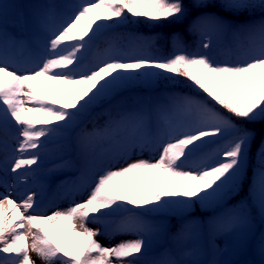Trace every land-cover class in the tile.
Segmentation results:
<instances>
[{"label":"snow or ice","instance_id":"snow-or-ice-1","mask_svg":"<svg viewBox=\"0 0 264 264\" xmlns=\"http://www.w3.org/2000/svg\"><path fill=\"white\" fill-rule=\"evenodd\" d=\"M72 7L58 24L54 4L45 5L31 17L20 13L11 22V33L0 11V132L6 135L9 124L18 129L16 156L5 171L24 175L19 170L38 164L39 149L51 136L71 127L92 105L141 77L186 78L206 94V99L181 98L185 111L195 108L199 112V119L191 124L172 126L170 110L158 109L168 130L166 142L161 139L157 144L160 153L154 162L139 159L123 167H106L99 175L85 163L79 188L91 190L81 202L44 215L36 214V192L19 202L10 191L0 193V264H36L31 252L43 264H225L215 258L182 260L171 255L143 261L153 234H167L169 227L145 217L162 213L172 204L187 210L196 203L207 205L222 199L245 173L254 147L258 160L253 172L255 190L258 210L264 216V0H81ZM192 13L190 27L207 37L203 49H211L213 36H223L241 54L224 62L207 54L179 53L164 60H127L120 54H106L91 67L82 66L84 54L111 26L107 22H122L131 16L162 25L180 22ZM39 34H43L42 49L33 47ZM9 49L27 54L31 66L26 68L10 58ZM34 81L46 85L49 92H42ZM207 98L223 111L210 107ZM149 120L147 113L137 114L126 143L111 154L109 164L119 163L135 148H145L143 137L148 135ZM256 125H260L259 131ZM112 131L109 125L83 133L85 156L93 151L90 137L104 139ZM210 144L217 146L205 153ZM193 157L198 162L189 164ZM70 163L56 167L62 169ZM120 212L128 215L119 221L107 219ZM241 222L238 214L226 213L213 221L209 230L227 234ZM89 223L103 224L104 229L90 228ZM197 230L194 221H186L172 236L187 240ZM126 234L136 238L109 246L95 238ZM195 251L185 255L192 256ZM257 251L259 261L248 264H264V233Z\"/></svg>","mask_w":264,"mask_h":264},{"label":"rangeland","instance_id":"rangeland-1","mask_svg":"<svg viewBox=\"0 0 264 264\" xmlns=\"http://www.w3.org/2000/svg\"><path fill=\"white\" fill-rule=\"evenodd\" d=\"M80 2L81 0H0V11H2L3 13V19L5 25L9 30V28L11 27V22L20 13H24L26 16L31 17L33 14L44 10L45 5L48 4L55 5V11L57 14L55 23L58 24L64 17H66L73 11L72 6ZM184 25L186 27L191 28L190 19L187 18V22ZM196 31H197V33L195 34L196 38L204 42L207 39V37L201 36L199 30ZM100 36L95 40L92 46L84 54V59L94 49ZM36 39L38 41V44H34L33 46L42 49L43 34H39ZM175 39L177 38L174 37L173 40L174 42H173L172 56L174 54H179V53L186 54L187 50L185 45L181 41ZM212 41L213 44L211 49L208 50L203 49L201 44V48L197 51L191 52V55L207 54L210 55L216 62H224L226 60L234 61L241 54L239 49L236 46L234 47L236 49H233L232 47L234 44L229 43V41L223 36H213ZM10 50L11 49H9V51ZM106 54H120L121 56H123L124 59L127 60H131L135 58H148V59L160 60L159 57L150 48V46L147 45V43L142 39L135 43H130L129 40L127 39L120 40L117 44H115V46L105 51L102 54L101 58ZM11 58L16 59L17 63L20 65L26 64L27 65L26 67L31 66L30 58H27L26 60L25 59L22 60V58H17L16 55ZM35 83L37 87L45 94L49 92V89L46 85H41L39 82H35ZM154 86L155 88L151 89L148 93L149 94L148 96L151 97L152 100L149 99V97L143 98L144 95L143 93L139 94L140 96H142V97L138 96L139 99L143 98L139 102V104L136 105L135 108L130 112L123 113L122 116L119 118V122L122 124V126L127 127L130 130L133 123L135 122L137 114L139 113L148 114V116L150 117V120L147 125L148 135L146 137H143L144 140L146 141L145 148L143 150H141L140 148H135L128 154V156L125 159L120 160L119 163L109 164V158L111 154L120 150L123 147V145L126 143L127 139H125L124 137L122 139L123 143L119 147H116L113 143H107V147H106L107 152L103 151L102 153L98 154L97 162L99 164L98 166L99 168H96L97 175L102 174V170L106 167H116V168L123 167L126 165V163H130L132 161L139 159H150L153 162L156 159H158L160 148L157 147V144H159L161 139H163L166 142V132L168 130V126L165 125V123L158 116V109L164 108L170 110L169 117L172 126H176L177 124H191L199 119V112L195 108H192L190 111H185L183 109L182 101L180 98L182 97L181 94L184 90H182L177 84H175V86L171 88L170 87L159 88L157 85ZM53 87L58 88V86L56 85H53ZM121 89L135 90L129 87L127 84L123 85ZM116 92L111 94L110 98L114 97L116 95ZM183 97H192L198 100V96L195 95L193 96L187 92L184 94ZM203 100H205V98ZM17 134L18 131L15 134L9 135L6 140L2 141V149L0 151V192L10 191L11 193H14V195H16V194H20V192L24 190L25 191L24 194L19 195L18 198L16 199L18 202L21 199H23L28 193L36 192L37 193V198H36L37 204L35 210L36 214H44V215L51 214L53 211L58 209L63 210L67 208L70 204L74 202L77 203L79 201L81 202L87 198V195L89 194L91 188L88 187L86 190H81L79 188V180L81 177V172L85 168V163H87L88 167L92 170L91 167L92 163L90 162L89 159L87 161L80 163H77L74 157L69 155H60L59 157L49 159L47 161V164H49L48 169L50 173L48 175H42L43 177H41L38 176L37 172L39 168L44 165V163L42 161V157H43L42 149H39L40 160L38 164L33 165L30 170H25V169L19 170L21 173H25L24 175L17 176L16 173H12L11 171H5L6 168L10 169L11 162L16 156V153L14 152V148L16 144L15 138ZM68 137H70L69 129L62 130L59 138L61 140H64ZM218 142H222V141H218ZM88 143L94 145V143L91 142L90 139H88ZM216 146H217L216 144H210L204 150V152L211 153ZM65 161L71 162L69 167H65L62 169L56 167L57 165ZM197 162H198L197 157H193L188 161L189 164H193ZM186 170L189 169L186 168ZM51 175L56 177L55 181L59 179L61 180V178L64 177L63 181L65 182L67 191L70 193H74L77 192L79 189L82 192L81 198L75 199L74 202L72 201V202H61L59 204H50V203L47 204V198L49 193L46 191L45 180L43 178H47ZM169 199H173V198H169ZM122 213L123 212L117 213L114 216L107 217V219L110 221H114L115 219H118L122 215ZM231 213H236L239 216H241L242 222L235 231L221 235H219L220 233L217 231L209 230V225H211L213 221H215V219H218L220 217H214V218L209 217L205 219L199 216H194L187 219V221H194L195 224L198 226L196 235L193 236L191 239L182 240L183 242L181 244L175 245V251H178V254L171 256L175 257L176 259H182V260L189 259V260L204 261L207 252H209V250L215 249V245H214L215 242L223 243V244L220 243V246L224 245V248L222 249L223 251L229 248H231L230 251L245 250V248L248 247V245L251 242V244L254 243L256 252L258 254L257 243L260 236L254 235V230L251 227L249 220L245 216L241 215L237 211H233ZM172 214H174V204L170 205L169 208L162 213L149 214L146 219H149L154 223H163L168 225L169 224L167 222L168 217ZM224 215L225 214H223L222 216ZM202 223L203 226L200 227ZM88 226L93 229L101 228L102 231L104 229L103 224L89 223ZM167 234H163V233L153 234V236L150 239L149 248L146 254L153 252L155 249L158 248V246L164 244ZM214 235L215 237L213 238ZM216 236L221 241L219 239H216ZM95 238L101 244L105 246H109L111 244L117 243L119 240L134 239L136 238V235L126 234V235H119L114 238L109 235H99ZM192 249L196 250L195 253L192 256H186L185 255L186 251ZM30 256L34 261H36V264H43V262L37 257L36 253L31 252ZM244 259L245 260L243 261L241 260V258H238L237 260H235V263L233 264H248V262H252L251 261L252 259L250 258L245 257ZM142 260L144 261V258H142ZM56 264H59V261H57Z\"/></svg>","mask_w":264,"mask_h":264},{"label":"trees","instance_id":"trees-1","mask_svg":"<svg viewBox=\"0 0 264 264\" xmlns=\"http://www.w3.org/2000/svg\"><path fill=\"white\" fill-rule=\"evenodd\" d=\"M187 2L188 0H185V3ZM194 16L195 13H192L187 17L190 19L191 23L194 19ZM187 18L175 23L165 22L162 25H155L146 21L144 18H133L131 16L127 18V21L107 22L111 25L112 29L108 30L102 35L101 39L97 42L93 53L87 58L82 66L91 67L96 63L98 57H100L104 51L108 50L123 38H127L132 43L140 39L144 40L154 51V53L161 57V60H164L172 56L174 37H179L175 40L181 41L186 47V54L190 55V51H197L201 48L202 42L196 38V30L184 25L187 22ZM175 84L184 90L181 94L182 97L185 92H187L191 95L198 96V99L200 100H203L204 98L206 99V94L198 91L190 81L183 77H175L174 79H165L164 77H141L135 81L127 83L129 87L135 88L139 94L145 93L144 95H147L148 91L154 89V85H157L159 88H171L174 87ZM136 94L134 92H127L125 98L127 102L121 103V100L117 99V101L114 100L115 102H111L109 101L108 96L92 105L80 116H78L72 126L69 127L73 135L72 140L67 139L62 141L60 144L49 143L50 145H47L46 147V154L55 156L61 152L73 153L75 152L76 146L80 143L83 133H91L97 129H102L109 125H111L113 129L109 137L104 139H97L95 137L91 138L98 146L108 142H121L125 137L127 130L122 128L119 123V115L121 113L120 109H123V107H125L127 104H133ZM207 101L220 111H223L218 105H215V102L211 101L210 98H207ZM255 127L257 131H259L260 125H256ZM59 133L54 134L49 139L55 140ZM257 167L258 160L256 155V147H254L252 152L249 154L245 173L237 178L235 186L231 188V191L225 197L220 200L210 202L207 205L196 203L191 209L187 210L184 209L182 205L174 204L176 217L172 218V230L183 224L184 220L192 215L208 217L213 214L215 217H222L223 214L231 212L233 209H239V211H241L244 216H247L250 219L252 226L256 230L255 234L257 236H261V234L264 233V217L262 218L258 210L259 197L255 190V177L253 175V172ZM250 190L252 191L251 195L249 194ZM229 196L231 197L230 199L228 198ZM64 198H66V200L70 198L72 199L75 198V195H69L66 193ZM242 201L244 202L243 204L241 203ZM127 215L128 213L125 214V217ZM176 241L178 243L180 240ZM171 249V246L167 243V245L161 247L158 252L153 255V257L156 259L158 256H167L171 252ZM254 250L255 249L253 245H251L247 251L229 252L226 255H222L218 250L210 254L209 260L215 258L224 261L225 264H230L240 256L249 254L250 256L252 255L251 257L254 259V261H259V257L254 255Z\"/></svg>","mask_w":264,"mask_h":264},{"label":"bare ground","instance_id":"bare-ground-1","mask_svg":"<svg viewBox=\"0 0 264 264\" xmlns=\"http://www.w3.org/2000/svg\"><path fill=\"white\" fill-rule=\"evenodd\" d=\"M8 31H9V33H11L12 31H14V29H12V28L10 27ZM33 47H34V46H33ZM34 48H37V47H34ZM15 55L17 56V58H22V60H23V59L26 60L27 58H29V57L27 56V54H23V55H22V54L17 53L16 50L11 49V50L9 51V56H10V58H11V57H14ZM22 62H24V61H22ZM23 66L26 67L27 65L25 64V65H23ZM26 68H27V67H26ZM35 82H36V81H34V83H35ZM20 187H23V186H20ZM24 192H25V191L22 190V191L20 192V194H16V195H14V193H12V198H13V199H17L18 196L21 195V194H24ZM0 193H3V192H0Z\"/></svg>","mask_w":264,"mask_h":264}]
</instances>
